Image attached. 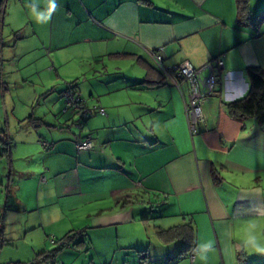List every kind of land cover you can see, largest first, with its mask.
<instances>
[{
	"label": "crops",
	"instance_id": "crops-1",
	"mask_svg": "<svg viewBox=\"0 0 264 264\" xmlns=\"http://www.w3.org/2000/svg\"><path fill=\"white\" fill-rule=\"evenodd\" d=\"M247 1L240 18L236 0H4L0 258L21 242L29 263L79 233L91 264H191L178 239L158 253L119 235L172 218L157 230L189 224L193 264H264V124L227 107L246 94V69H264V1ZM156 51L165 66L223 61L195 135L189 86L164 80ZM70 82L105 112L81 130L62 111ZM87 134L94 148L78 151Z\"/></svg>",
	"mask_w": 264,
	"mask_h": 264
},
{
	"label": "built area",
	"instance_id": "built-area-1",
	"mask_svg": "<svg viewBox=\"0 0 264 264\" xmlns=\"http://www.w3.org/2000/svg\"><path fill=\"white\" fill-rule=\"evenodd\" d=\"M148 56L165 81L177 89H180L183 82L188 84L189 98L185 104L187 126L191 135L197 134L200 126L204 123L203 104L216 92L218 85L217 70L223 69V61L221 58H217L216 65L207 63L201 68H194L189 62H182L175 66H165L163 58L158 51L149 52ZM61 99L64 104L62 111L71 117H78V120L74 123L75 128L78 130H81L83 127V119L92 116L95 110L98 109V113L102 115L105 113L102 108L88 106L86 100L80 96L79 92L70 83H67L65 90L61 93ZM42 146L48 148L49 144L42 142ZM3 148L4 144L0 138V152H2ZM93 148V138L89 134L76 143L78 151H88ZM41 181L45 183L44 178ZM51 243H54V239H51ZM189 259L191 264H193L194 253L191 252L189 254ZM32 263L54 264L50 261H42L36 258Z\"/></svg>",
	"mask_w": 264,
	"mask_h": 264
},
{
	"label": "trees",
	"instance_id": "trees-1",
	"mask_svg": "<svg viewBox=\"0 0 264 264\" xmlns=\"http://www.w3.org/2000/svg\"><path fill=\"white\" fill-rule=\"evenodd\" d=\"M236 2L238 6L239 17L244 18L247 15L248 1L236 0ZM3 3L4 0H0V14L3 12ZM259 19H264V14H261ZM246 76L248 80L247 92L243 97L227 104L229 113L232 117L236 119L253 118L256 119L259 123L264 124V69H261L259 67H248L246 69ZM70 84H72L75 90L78 91L76 84L74 82H70ZM87 118H84L83 120ZM2 141L4 144V148L2 152H0V156L8 152L10 147V144L7 141L3 139ZM159 235L166 242L175 239L180 240L182 244L181 251L184 253L185 251L188 250L190 251L189 254L191 253L192 245H193V232L189 224L183 225L181 227H174L168 230L160 231ZM80 237H81L80 234L76 233L67 236L63 239L54 240V243L58 245L57 248L48 253H42L37 255L36 259H40L42 261H50L54 264H62L61 262H57L56 260L57 254L59 253V251H61L64 248L73 247V245H71L73 243L75 244V242L73 241ZM83 241H84L83 239H80L79 241L76 242V244L81 245Z\"/></svg>",
	"mask_w": 264,
	"mask_h": 264
},
{
	"label": "rangeland",
	"instance_id": "rangeland-1",
	"mask_svg": "<svg viewBox=\"0 0 264 264\" xmlns=\"http://www.w3.org/2000/svg\"><path fill=\"white\" fill-rule=\"evenodd\" d=\"M262 1H264V0H262ZM262 14H264V13H262ZM66 85L67 84H65V88H66ZM75 121H77V120H74L73 123ZM155 215L158 216V214H155ZM171 220H172V218L171 219L170 218L152 219V220L146 222L145 224L136 225V226L131 227V228L127 227L126 229H120L119 235L122 238V237H124V235L127 231L128 232L127 237L134 239L136 241H141L142 244H144L145 249H147V250L150 249L151 252H158L159 253L161 251V249L166 248V246H169L170 244H173L174 242H172V241H174V240L170 241L169 243L164 241V239H162L159 235V232L163 231V230H160L158 232L157 227H159L161 225L160 222L164 221L166 223V221H171ZM168 224H169V222H168ZM168 224H165V225H168ZM74 242H75V244H71V245H73V247H67V248H64L62 250L63 252H66L65 253L66 254L65 255L66 261H68L70 264H91L92 262L97 263V261H100L99 259L94 260L93 255L91 256V254L89 252H85L87 249L90 248V245L86 243V240H84L81 245L76 244L77 241H74ZM179 244L180 243H178V242L175 243L176 246H178ZM13 245H14L13 247L12 246H6V249L1 251L2 253H1V258H0V264H32L33 258L30 259L29 263L27 262V260H24L26 258L25 254H26L27 245H25L21 242H15ZM54 245L56 246L57 244L54 243ZM119 246L121 247V246H123V244L121 242H119ZM63 252H62V254H64ZM90 252H91V250H90ZM73 253L78 254V256L72 255ZM131 254H133V253H131ZM61 258H62V256H61ZM130 260H131V258H129V261ZM152 260H154V259L151 258L149 260V262ZM57 262H61V261L57 260ZM129 263H131V261Z\"/></svg>",
	"mask_w": 264,
	"mask_h": 264
},
{
	"label": "clouds",
	"instance_id": "clouds-1",
	"mask_svg": "<svg viewBox=\"0 0 264 264\" xmlns=\"http://www.w3.org/2000/svg\"><path fill=\"white\" fill-rule=\"evenodd\" d=\"M56 7V5H55V3H53L52 4V8H55ZM259 251H261V252H264V249H258Z\"/></svg>",
	"mask_w": 264,
	"mask_h": 264
}]
</instances>
